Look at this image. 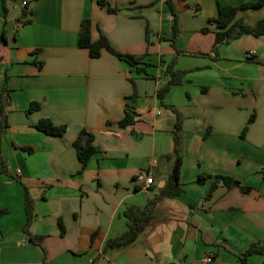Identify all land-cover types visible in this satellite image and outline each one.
<instances>
[{
  "label": "crops",
  "instance_id": "obj_1",
  "mask_svg": "<svg viewBox=\"0 0 264 264\" xmlns=\"http://www.w3.org/2000/svg\"><path fill=\"white\" fill-rule=\"evenodd\" d=\"M2 1L0 91L5 82L8 97L0 132V209L7 210L0 215V264H206L213 255L212 264H239L252 243L264 245V35L211 50L217 7L256 0H171L172 8L167 0H105L114 13L95 0H27L32 21L24 25L17 23L22 0H4L5 13ZM236 17L254 23L264 6ZM85 18L93 41L101 34L113 51L141 63L106 50L92 58L78 47ZM172 58L173 70L184 73L161 101L156 91ZM33 102L39 106L30 112ZM126 107L134 122L119 127ZM172 109L182 117L180 195L158 196L133 244L103 250L126 229L125 206L144 207L166 183L174 165ZM42 118L65 132L37 130ZM81 129L93 134L97 150L78 172L72 144ZM141 170L153 175L150 187L135 181ZM201 173L211 177L198 182ZM217 174L239 186L219 182L207 196ZM23 185L34 203L29 235L40 243L22 229ZM246 260L264 264V253Z\"/></svg>",
  "mask_w": 264,
  "mask_h": 264
},
{
  "label": "trees",
  "instance_id": "obj_2",
  "mask_svg": "<svg viewBox=\"0 0 264 264\" xmlns=\"http://www.w3.org/2000/svg\"><path fill=\"white\" fill-rule=\"evenodd\" d=\"M4 1V0H3ZM2 1V11L5 13V5ZM98 5L101 7H105L108 12H115L116 9L114 7L107 6V2L105 0H95ZM168 6L172 8L171 0H167ZM264 6V0H256L252 2L243 3L238 6H225V5H219L217 7V17L213 18L212 20L216 23V31L214 32V44L213 47H211L212 51H215L216 47H218L220 44L226 43L232 39H237L238 37L248 34L252 35L254 37H259L261 35H264V17L260 18L254 23H249L244 21L241 18H237V12L239 10L245 9V8H261ZM32 11L29 7L28 1L25 2V4L22 7L20 16L17 19V23L20 25L27 24L32 21ZM90 20L88 18L82 19L80 26H79V36H78V43L77 46L81 48H86L88 50L89 55L92 58H98L101 55L102 50H106L113 55H116L118 58L125 60L132 66H136L137 64L141 63V60L143 58H134L131 55H122L119 53H116L113 51L111 46L109 45V41L107 38L103 35H99L98 39L93 41L91 38V31H90ZM202 32L208 31L207 27H203L201 29ZM175 34V29H174ZM2 37L6 41L5 36V29H2ZM146 42L149 44L148 35L146 32ZM146 55V52L144 53L143 57ZM165 61L163 59H159V63H164ZM175 60L172 58L169 62L165 64L164 73L167 76L166 82L159 86V88L156 91L157 97L162 101L165 94L169 91L170 86L178 85L181 83L182 75L184 71H178L173 70L172 66H174ZM38 66H40V63H38ZM138 73H143V69H136ZM147 75V74H146ZM152 77V75H150ZM132 81V79H130ZM8 97V88L5 86V82L3 83L0 91V132L2 129L6 126L7 120H6V112L4 109L5 99ZM38 103L33 102L29 104L28 111L32 112L38 109ZM172 111L176 114V123L175 127L173 129V141H174V147H173V157H174V165L171 169V172L169 173L166 183L164 187H162L158 193V195H155L151 199H147L146 204L142 208H138L134 205H127L125 206L123 210V216L127 220V227L120 235H118L115 238L107 239L106 244L103 248L105 249H113V248H119L124 246H129L133 244L141 232L143 231L144 227L151 221L152 219V211L153 207H155V203L157 201V198L159 195H166L170 198H174L180 195L181 192V184L179 181V172L180 167L182 166V154H181V127H182V117L177 112V110L172 109ZM134 115L135 112L132 110L131 107H126L124 111V117L118 122L119 127H124L129 124H132L134 122ZM253 120L252 116L249 118V122ZM36 129L39 131H42L46 134H50L51 136H60L62 135L66 127L64 125H54L52 121L48 118H42L36 123L35 125ZM245 129L247 127H244L242 129V134H244ZM93 134H91L89 131L85 129H81L75 140L73 141V148L75 149L76 156L80 162V167L78 172L82 171L84 167L90 162L92 159L94 153L96 152V147L93 144ZM1 167H4L3 164H1ZM2 169H0L1 171ZM259 174L261 176L262 181H264V166L259 169ZM210 174L207 173H201L198 175V182L205 181L206 178H208ZM211 177V176H210ZM221 182L227 187H234L239 186V182L237 180H234L231 178V176L226 175H214L213 180L210 183V188L208 191L207 196H209V193L218 186V183ZM23 187V197H24V212L26 215V221L22 226V229L25 233L28 235L30 234L28 231L29 224L32 223L34 214H33V199L29 194L28 188L26 186ZM241 190L243 192L248 191L251 189L250 186H240ZM7 212L6 209H0V215L5 214ZM62 223H60L59 226H61ZM30 236V235H29ZM30 240L33 243H40L42 240V237L39 236H30ZM258 253H264V245H262L260 242H254L252 243L246 250H244L239 256V264H248L246 258L248 256H251L253 254ZM214 258V255L210 257L211 261L206 264H212V260Z\"/></svg>",
  "mask_w": 264,
  "mask_h": 264
},
{
  "label": "built area",
  "instance_id": "obj_3",
  "mask_svg": "<svg viewBox=\"0 0 264 264\" xmlns=\"http://www.w3.org/2000/svg\"><path fill=\"white\" fill-rule=\"evenodd\" d=\"M27 2V0H22L21 5L23 6ZM252 52L247 54L248 57H251ZM157 165V161L153 160L151 163V167H155ZM135 181L141 186L142 188L150 187L154 183L153 175L150 174L148 170H141L135 176ZM207 261L210 262V256L207 257Z\"/></svg>",
  "mask_w": 264,
  "mask_h": 264
}]
</instances>
